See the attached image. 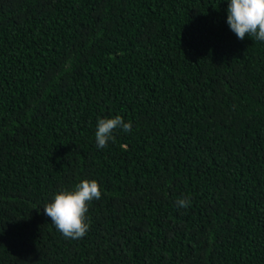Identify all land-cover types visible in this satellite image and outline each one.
I'll use <instances>...</instances> for the list:
<instances>
[{
	"label": "trees",
	"instance_id": "trees-1",
	"mask_svg": "<svg viewBox=\"0 0 264 264\" xmlns=\"http://www.w3.org/2000/svg\"><path fill=\"white\" fill-rule=\"evenodd\" d=\"M227 6L0 0V264H264V41ZM84 179L67 239L43 207Z\"/></svg>",
	"mask_w": 264,
	"mask_h": 264
},
{
	"label": "clouds",
	"instance_id": "clouds-1",
	"mask_svg": "<svg viewBox=\"0 0 264 264\" xmlns=\"http://www.w3.org/2000/svg\"><path fill=\"white\" fill-rule=\"evenodd\" d=\"M227 24L230 30L243 40L246 36L264 41V0H228ZM131 122H125L117 115L113 118L97 120L95 141L98 148H104L108 141L114 139L115 129L130 132ZM101 190L96 180H81L71 189L58 191L52 201L44 205V214L67 239L83 238L88 230L86 213L88 204L101 198ZM178 207H188L190 201L177 200Z\"/></svg>",
	"mask_w": 264,
	"mask_h": 264
}]
</instances>
